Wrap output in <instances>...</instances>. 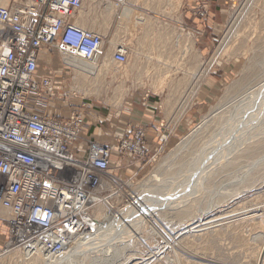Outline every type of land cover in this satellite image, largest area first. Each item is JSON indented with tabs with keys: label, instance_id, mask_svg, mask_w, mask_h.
<instances>
[{
	"label": "rangeland",
	"instance_id": "rangeland-1",
	"mask_svg": "<svg viewBox=\"0 0 264 264\" xmlns=\"http://www.w3.org/2000/svg\"><path fill=\"white\" fill-rule=\"evenodd\" d=\"M108 2L117 6V15L107 17L105 7ZM118 2L84 1L82 14L87 17V27L100 31L105 38L103 55L95 62L102 70L100 81L94 84L86 79L81 85L84 92L88 91L86 98L102 109L106 105L121 107L140 95L154 96L158 103L156 110L160 111L164 121L174 125L185 119L188 125L185 124L181 135L158 154H146L143 159H134L132 165L131 162L126 165L137 163L140 168L136 172L121 173L120 177L111 178V186L105 188L102 185L97 192L98 200L113 215L127 208L138 197L161 202L176 200V203L182 197L185 208L180 206L178 210L191 209V216L186 219L171 210L149 218L139 230L130 226L129 237L123 239L126 247L120 253L119 263L264 264V109L257 114L258 132L255 130L250 137L249 145L237 147L239 151L231 148L228 157L211 169L207 177H194L198 172L197 158L201 166L204 162L202 156H197L213 148V145H205L222 131V126L228 125V118L239 109L235 104L233 110L231 100L241 99L242 88L264 79V0H222L220 14L217 10L216 16L211 19L218 26L213 28L209 25L208 11L201 16L197 13L191 18L189 36H183L182 41L175 27L167 29L163 38L159 39L155 19H152L155 8L147 7L143 11L139 8L141 0H132L136 7L131 9L149 17L151 23L144 27L132 18L121 20L122 27L125 22L129 26L126 31L122 29V39L125 32L129 42L119 37ZM194 18L200 21L194 24ZM80 23L84 22L80 20ZM118 45H124L127 50V62L121 66L111 59L112 51ZM158 55L160 59H157ZM158 60L164 66L157 65ZM184 75H187V80L182 81ZM161 82L163 85L159 88ZM233 82H239L235 87L239 88L226 99V89ZM94 86L99 87V96L89 95ZM194 88H197L196 94L192 93ZM114 89H119L123 96L115 103H107L113 97ZM262 99L264 101V97ZM166 100L169 101L167 105ZM222 104L227 105L220 108ZM226 107L229 111L225 110ZM230 111L231 114L228 113ZM211 114L218 116L213 118ZM206 119L209 121L208 128L183 155L176 160L167 159L178 143ZM157 171L163 182H149ZM6 221V218L0 219V264H44L48 258L43 259L42 255L38 258L36 252L9 243L10 231ZM192 227L196 228L187 230ZM116 244L122 245L119 242ZM72 251L74 253L75 249ZM82 256V252L78 253L73 261L84 258L87 264V257Z\"/></svg>",
	"mask_w": 264,
	"mask_h": 264
},
{
	"label": "built area",
	"instance_id": "built-area-1",
	"mask_svg": "<svg viewBox=\"0 0 264 264\" xmlns=\"http://www.w3.org/2000/svg\"><path fill=\"white\" fill-rule=\"evenodd\" d=\"M208 4L195 0L190 10L201 16ZM82 10L83 0H10L0 7V212L10 244L52 260L79 249L97 229L102 179L121 176L112 156L128 165L147 154L139 127L110 147L85 135L80 114L51 115L55 70L72 73L75 61L103 55L105 38L75 23ZM42 50L48 63L41 66ZM126 55L118 45L111 59L121 66Z\"/></svg>",
	"mask_w": 264,
	"mask_h": 264
},
{
	"label": "bare ground",
	"instance_id": "bare-ground-1",
	"mask_svg": "<svg viewBox=\"0 0 264 264\" xmlns=\"http://www.w3.org/2000/svg\"><path fill=\"white\" fill-rule=\"evenodd\" d=\"M8 2H9V0H0V7H6ZM108 3L109 4H107L106 7H105L107 17L108 16L110 17V16L117 15V6L114 3H112V2H108ZM119 10H120V8H119ZM122 13H123L121 15L122 17L120 18L121 20L125 19V21H126V19L129 20V19L132 18V19H134L136 21V23H138V25H141V26H144V27H146L147 25H149L151 23L149 17L139 15L138 13L133 12L131 10H125ZM86 19H87V17L84 16L82 13H80L79 20H81V22H84V23H81V25L84 28L87 27V24H88V23H86L87 22ZM127 27H129V26H127ZM87 28H89V27H87ZM88 30H90L92 32H95V33H98V34H100L102 36V33L100 31H95V30L90 29V28ZM231 34H233V33H231ZM229 35H230V33H229ZM231 37L228 36V38H231ZM179 38L182 41V36L181 35H179ZM225 40H223V41H225ZM114 42H115V40H114ZM221 46H222V43H221ZM188 51H189V48H187V52ZM219 51H221V50L219 49ZM218 53H220V52H217V54ZM185 55H186V53H185ZM160 57L161 56L158 55L157 59H160ZM55 63H56V61H55ZM73 64H74V71H73V79H72V84H71L72 90L78 92V90L80 89V91L82 92V95L84 97H86V96H88V91H86V90H85V92L82 91L81 90V87H82L81 85H82L83 81H85L86 79L87 80L90 79L94 84L98 83L100 81L99 77H100V74H101V71H102L101 67L98 64H96L95 62H93V63H85V62H81V61H75ZM158 64L163 65V63L159 62V60L157 62V65ZM201 66H203V65H201ZM187 75H184V78H182L181 80L182 81H183V79L187 80ZM200 75H202V74H200ZM193 78H194V76H193ZM191 81L192 80H190V82ZM238 84H240V83L239 82H233L231 84V86H229L226 89V93H225L224 98L227 99L228 98L227 96H229L232 91L237 90L239 87H237V88H235V87ZM162 85L163 84L161 82L158 87L161 88ZM196 92H197V88H194L192 93L196 94ZM240 92H242L241 93V96H242L241 99H238L237 101L234 102V101H232L233 99L231 98L232 100L230 102L231 106L234 107L233 110H235L236 106H239V109L236 110V112H235L233 117H229L228 118V120L226 121V123L228 125L222 126V129H220L222 131L217 136L213 137L212 140H210L208 142L209 144L207 143L205 145V147L207 145L208 146H210V145L212 146L213 145V148L212 149L211 148L207 149V151H205L204 155H202L203 154L202 153L201 155L197 156V157L202 156L204 162H203V164L201 166V162H200L199 158H197V160H196V168H197L198 172H197V174H194L195 178H197L198 175L200 176L199 179L207 177V175H209V173H210V170L215 168L218 164H220L223 160H225L226 157H228V155H229L228 153H230L233 149H235V148L237 149V147L241 148V146L243 147V145H245V144L249 145L250 142H251V140H250L251 138L250 137L252 135H254L255 130L257 131V128H256V125L258 124V122H257L258 115L257 114L259 112L263 111V109H264V101L262 99V97H264V79L260 80L256 84L251 85L250 87L242 88L240 90ZM89 95L99 96L100 95L99 87L98 86L97 87L94 86L92 91H91V93ZM122 96H123V94H122V92H120L119 89H114L113 90V97L111 99H109L107 101V103H109L111 101H113L115 103V101L117 99L121 98ZM192 98H194V96H192ZM224 98H223L222 102L225 101ZM168 102L169 101L166 100V102H165L166 105L168 104ZM182 104H183V102H182ZM235 104H236V106H235ZM225 105H227V104H225ZM225 105H223V104L220 105L221 106L220 108L224 107ZM178 108H180V105L177 107V109ZM227 108L228 107H226L225 110ZM228 109H227V111H229ZM218 111L220 112V110H218ZM231 111L228 112V113L231 114ZM216 112H217V110H216ZM222 112H224V111H222ZM176 113L178 114L177 111H176ZM223 114H225V113H223ZM211 115H213V114H211ZM220 115H221V113H220ZM216 116H218V114L213 115V118L214 117L216 118ZM221 119H222V117H221ZM207 124L209 126V121H207V119H206V121L203 120V122L200 125V127H196L188 137L182 139L180 141V143H178V145L175 147V150H173L172 154H170L167 159L172 160L171 158H174V159L177 158L178 159L179 157H181V155H183L184 151L190 146V144H193L195 139L198 138L203 133V131H205L208 128ZM257 132L255 133V135H257ZM261 137H262V135H261ZM231 148H232V150H230ZM204 150H206V149H204ZM158 173H159L158 171L154 172L153 173L154 175L151 176V180H149L150 178L147 179V180H149V182L150 181L163 182V179L160 178L161 174H158ZM111 184L112 183L110 182L109 178L108 179L103 178V180L101 182L100 189L102 188V185L105 188H109L111 186ZM153 185H154V183H153ZM140 186L143 187L142 185H140ZM129 188H130V186H129ZM177 201L179 203L182 202L183 201L182 197H180ZM179 203H176V200L175 201H169L168 200L166 202H161L159 200L153 201V200H148V199H146L144 197L143 198L138 197L132 203H130V205L127 208H125L124 210L118 211L117 215H113V213L110 210H107L105 208V206L101 202V200H97V202L95 203L93 216L95 217V220L98 221V224H97V229L94 230V233L93 234H89L88 236H85V238L82 241V244H81L80 248L79 249H75L74 253H73V251H71V252L67 253L65 256H63V257H61L59 259H56V260H51V259L48 258V260H44V264H86V263H84V258H82L83 256L87 257L86 258V260L88 261L87 264H117V263L120 264L119 263L120 260H118V258L122 255L120 253H122L124 251V248L126 247V246H124L125 242L123 241V239L129 237V231L128 230H130V228H131L130 226H132V227L134 226V228L139 230V228H142L144 223L147 222V220L149 218L160 216V215L165 214V213L167 214V212H171V210L174 211L175 214H179L180 218H185L186 219V218L190 217L191 216V209L189 207H186V209H183V208H185V206L183 205V202L181 204H179ZM174 204H175V206H172ZM180 206L183 207V208L178 210L180 208ZM6 217L7 216H6L5 212H0V219L1 218H6ZM121 222H123V223H121ZM195 228L192 227V228H188L187 230L190 231V230L195 229ZM116 242H119L120 244H122L121 245L122 248H121V246H118L116 244ZM25 250H27V249H25ZM29 252H30V250H29ZM81 252H82V255H83L81 257L82 260H80L78 258V259H75L73 261V258H75L74 256L78 255V253H81ZM33 253H34V251H33ZM35 254L37 255L38 258H40L41 255L43 256V259L47 258L46 255L44 253H42L41 251L39 252V250ZM121 259L124 260L125 258H121Z\"/></svg>",
	"mask_w": 264,
	"mask_h": 264
},
{
	"label": "crops",
	"instance_id": "crops-1",
	"mask_svg": "<svg viewBox=\"0 0 264 264\" xmlns=\"http://www.w3.org/2000/svg\"><path fill=\"white\" fill-rule=\"evenodd\" d=\"M84 1L86 0H83V4ZM150 1H152L153 5L149 4L151 3ZM221 1L222 0H211L210 8L208 7V9H206L209 15V25H212L213 28H216L218 25L216 22L211 21V19L216 16L217 10L220 14L219 8ZM194 3L195 0H141L139 8L143 11H146L144 8L147 9V7L155 8V11L152 13V19H155V28L159 39L163 38L167 29L174 27L178 35H181L183 39V36H189L190 21L192 16L195 17V15L190 12V7L194 6ZM118 4L120 8L118 11L119 37L122 39V29L124 28V31L127 29L126 22L123 27L121 26L122 23L120 18L122 17V12L125 10L136 12L131 9L136 6L133 4L132 0H119ZM199 21V18L193 19L194 24ZM75 23L77 26L88 30L87 27L84 28L81 25L79 17ZM122 40L124 42H129V36L127 37L125 32ZM47 54L45 50L41 51V66L48 63ZM50 58L51 55H49V60ZM55 60L56 58L54 57V59L50 61V63L52 61L54 62L51 63V65L56 64ZM53 78L54 91L49 95L51 96V115L59 119H65L68 118L71 113L80 114L83 120L82 123L85 135L94 138L104 145L113 147V143L117 138H128L130 132L136 127H139L145 132L146 151L148 156H150L158 154L160 150L170 145L181 135V131L184 129L185 124L188 125V121L185 119H180V121L174 125L164 121L160 116V111L156 110V105L158 103L154 96L144 97L140 95L128 104H122L121 107L115 108L114 105H106V107H102L101 109L94 104L91 99L84 97L80 89L78 92L72 90L73 72H65L64 69L57 68L53 74ZM81 90L83 91L82 88ZM58 98L63 99L64 102L61 103L57 101ZM112 164L118 167L117 170L124 175L136 172L140 168V165L137 163H133V166H126V161L115 155L112 156ZM112 172L116 175L119 173L114 169Z\"/></svg>",
	"mask_w": 264,
	"mask_h": 264
}]
</instances>
